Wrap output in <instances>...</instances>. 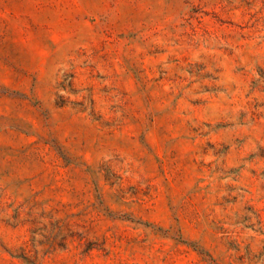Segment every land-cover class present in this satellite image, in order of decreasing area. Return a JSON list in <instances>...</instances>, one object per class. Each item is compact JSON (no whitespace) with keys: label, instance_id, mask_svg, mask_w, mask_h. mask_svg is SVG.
Masks as SVG:
<instances>
[{"label":"rangeland","instance_id":"obj_1","mask_svg":"<svg viewBox=\"0 0 264 264\" xmlns=\"http://www.w3.org/2000/svg\"><path fill=\"white\" fill-rule=\"evenodd\" d=\"M0 264H264V0H0Z\"/></svg>","mask_w":264,"mask_h":264}]
</instances>
